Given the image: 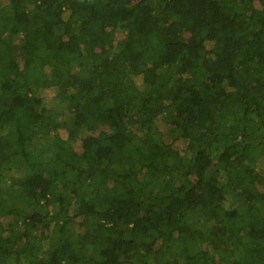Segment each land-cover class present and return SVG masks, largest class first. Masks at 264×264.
<instances>
[{
	"label": "trees",
	"instance_id": "obj_1",
	"mask_svg": "<svg viewBox=\"0 0 264 264\" xmlns=\"http://www.w3.org/2000/svg\"><path fill=\"white\" fill-rule=\"evenodd\" d=\"M14 263L264 264V0H0Z\"/></svg>",
	"mask_w": 264,
	"mask_h": 264
},
{
	"label": "rangeland",
	"instance_id": "obj_2",
	"mask_svg": "<svg viewBox=\"0 0 264 264\" xmlns=\"http://www.w3.org/2000/svg\"><path fill=\"white\" fill-rule=\"evenodd\" d=\"M90 118L91 117H87L86 121H88V123H89V121L92 122V123H94L95 119H90ZM14 264H16V263H14Z\"/></svg>",
	"mask_w": 264,
	"mask_h": 264
}]
</instances>
